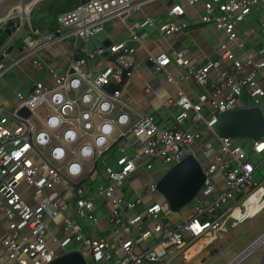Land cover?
Masks as SVG:
<instances>
[{
	"label": "built area",
	"instance_id": "built-area-1",
	"mask_svg": "<svg viewBox=\"0 0 264 264\" xmlns=\"http://www.w3.org/2000/svg\"><path fill=\"white\" fill-rule=\"evenodd\" d=\"M151 1L86 0L59 13L51 31L32 28L22 40L21 55L8 60L12 66L53 47L67 55L68 63L66 69H48L51 86L35 81L27 93H15L12 105H0V264H48L72 251L92 264H179L264 208V176L255 180L264 165L263 135L246 150L236 138L216 131L223 112L258 107L264 116V40L248 46L264 29V0H186L188 7L201 5L188 19H182L186 10L175 2L164 18L145 16L136 28L129 26L130 15ZM255 11L261 16L252 20ZM115 18L133 44L110 40L89 48L104 23ZM197 24L225 35L216 58L195 64L184 48L151 53L153 70L176 86L175 96L163 101L176 112L161 125L148 114L129 125L122 90L144 39L137 29L152 27L165 37ZM68 37L74 48L63 53ZM97 57H103V65L91 70L89 63ZM32 63L41 68L36 57ZM178 81L198 87L194 100ZM144 90L148 94L151 88ZM22 108L30 113L21 115ZM189 153L202 167L203 183L193 205L169 217L158 179L138 189L130 180L150 176L159 164L170 167ZM114 157L111 166L108 159ZM100 218L108 219L107 228H98ZM260 248L257 264H264ZM189 249L194 254L186 258Z\"/></svg>",
	"mask_w": 264,
	"mask_h": 264
},
{
	"label": "crops",
	"instance_id": "crops-1",
	"mask_svg": "<svg viewBox=\"0 0 264 264\" xmlns=\"http://www.w3.org/2000/svg\"><path fill=\"white\" fill-rule=\"evenodd\" d=\"M175 2L178 3L177 0H168V2H165V3H163L162 0H155L147 4H144L142 5L139 12L134 14L132 18L128 19V21L131 20L132 23L129 22L128 24V21H127V24L129 26H132L133 28H136L139 21H141L145 16H151L154 18H164L168 6L171 3H175ZM184 2L185 4L183 7L185 8L187 14L182 19H188L189 17L193 16V12H194L193 9L196 8V10H199L201 5L197 4L195 5L194 8H191L186 5V0H184ZM37 7H38V3L34 6L33 9L35 10ZM161 14H164V15H161ZM39 15L45 16L43 14H31L30 12V20L32 18L39 17ZM13 16H16V15H13ZM260 16H261V12L255 11L254 13L250 14L249 18L253 20V18H259ZM43 18L45 19H43V22L39 26H31V27L34 29L37 28L41 32L51 31L52 29L48 30L47 26L49 24H52L53 22L51 23L48 17H43ZM203 25L205 26L204 28L206 29H209V30L211 28L214 29V32L212 31L213 37H208L207 32H205L207 31L206 29L205 30L199 29V27ZM252 25L254 26V28H257V29L259 28L256 20L252 22ZM123 27L127 32L125 33V35L123 34L124 35L123 37H120L121 33L117 32L114 35V38H111L108 35H105V38L98 44H93L92 47H90V44H87V46L89 48H93L97 45L103 44L105 40H108V43L110 40L111 41L125 40L127 41L128 44H133L128 39L127 28L124 25ZM137 31L140 33H143L144 39L141 41V43H139V45L137 46L136 52L134 53L135 67L133 69V73L129 78L126 79L123 85L122 98H123V101L126 102V105L125 104L123 105V113L127 115L129 125L134 124L138 120L141 114L152 115L155 121L161 125L163 123H167L171 119V116L176 112L175 107H167L163 105V101L165 98L170 97V96H175L176 86L166 81L163 72L154 71L146 65V61L149 60L150 54L156 51H159V50L165 51L168 54H170L172 50L174 49L184 48L187 50L188 54L192 57V60L194 61V63L198 64L199 62H202L204 58L206 57L216 58L218 44L220 40L225 39V35L223 34V32L216 30L214 27L205 25V24H197L195 26L192 25V26H189L183 32L173 33L165 37L159 35L158 32L152 27H147V28L141 29L140 31L137 29ZM27 35H30V32H27V34L24 37H26ZM214 39L216 41H213ZM261 40H264V29L260 31L259 38L254 37L250 40V43L248 44V46L256 48L257 46H259V42ZM73 43H74L73 38H70V37L66 38L63 41V46L65 48L63 53H68L69 51H72L74 48ZM104 56H107L108 59H112V57L109 54H106ZM29 57H32V56H29ZM34 57L37 58L38 62L41 65V68H39L38 66L32 63V58ZM103 57H97L93 59L89 63V68L93 70L95 68H98L99 66H102ZM32 58H31L32 65L31 64L30 65L34 68V71H33L34 76L33 77L28 76V81L23 82L21 86H19L17 89H14L15 91L11 90L10 94H6V95L4 94L5 98L0 93V105H7V106L12 105L15 102V93L16 92L27 93L28 91H30L32 84L35 81H40L45 85L51 86L53 84V78L48 70L49 68L59 69V70L67 68V63H68L67 55L57 54L54 51L53 47H47V48H43V50L41 49L40 51H37ZM9 59H12V58H9ZM25 59L27 60L29 58L28 57L24 58L20 62L25 61ZM20 62H18V64ZM6 67H10V66H6ZM168 69L169 71H171L174 77L177 78V74H176V70L174 69V66L169 65ZM3 74H4V71L0 75V77ZM262 74L264 75V69L262 71ZM260 80L264 84V78L262 79L260 78ZM147 86L151 88V91L148 94H146L144 90V88ZM178 86L187 94V96L191 100H194V94L198 92V87L193 82H179L178 81ZM199 124H197L196 127H198ZM120 142L121 141H118L112 147H116V145L119 144ZM125 143L126 142L123 139V144ZM108 161L110 162L109 164L111 166H115V157L108 159ZM140 178H133V179L131 178L130 180L137 189L143 182H145V181H141ZM132 196L133 194H131V197ZM28 199L30 200V198ZM175 216H176V213L173 217ZM1 219L2 217L0 215V222H2ZM103 222H105L104 228H107L108 219L100 218L99 223H103ZM98 234L102 236H107L109 239H111L108 232L106 231H102V232L100 231L98 232ZM118 254L119 252L115 251V255L117 256ZM185 256H187L186 258H191L193 255L189 256L188 253L186 252ZM234 256L235 254L232 255L228 259L227 262H229ZM183 260H184V257L182 258V261ZM187 262L188 261L180 262L179 264H187Z\"/></svg>",
	"mask_w": 264,
	"mask_h": 264
},
{
	"label": "water",
	"instance_id": "water-1",
	"mask_svg": "<svg viewBox=\"0 0 264 264\" xmlns=\"http://www.w3.org/2000/svg\"><path fill=\"white\" fill-rule=\"evenodd\" d=\"M40 0H0V62L15 49V41L23 32H31L30 12ZM18 12L17 20L6 24L11 14ZM108 44V40L103 42ZM22 51V44L16 48ZM146 65L153 70L152 61ZM8 66V65H7ZM5 67L3 71L6 70ZM69 71H72L71 69ZM21 115L27 116L30 112L26 108L20 109ZM216 131L221 136L248 137L258 140L264 134V116L258 107H243L219 114ZM204 175L201 165L189 153L176 162L158 178L156 189L169 203L172 212H178L197 193L203 183ZM264 236V233L235 255L226 264L241 261L253 245ZM48 264H88L78 251L62 254Z\"/></svg>",
	"mask_w": 264,
	"mask_h": 264
},
{
	"label": "rangeland",
	"instance_id": "rangeland-1",
	"mask_svg": "<svg viewBox=\"0 0 264 264\" xmlns=\"http://www.w3.org/2000/svg\"><path fill=\"white\" fill-rule=\"evenodd\" d=\"M162 1L163 3L168 2V0H162ZM203 1H208V0H203ZM177 2L182 6H184L185 4L184 0H177ZM139 11L140 9L132 13L130 15V18H132V16ZM17 15L18 12L15 11L14 13L11 14V18L9 19L16 18ZM165 16H167V13L165 14ZM43 17L45 16L39 15V17L32 18L30 20L31 26H39L43 22V19H45ZM129 22L132 23L131 20L128 21V24ZM204 27L205 26L203 25L199 27V29L205 30L206 28ZM211 29L210 30L206 29L207 31H205L207 32L208 37H213L212 31L214 32V29L213 28ZM117 32L121 33L120 37H123L125 33H127L123 27V24L120 23L118 19L116 18L111 19L106 23H104V30L96 34L93 37L94 39L92 38L93 40H91L88 44H90V47H92L93 44H98L105 38V35L114 38V35ZM26 34L27 32H23L21 34V36L15 41L14 44L15 49L0 62V71L3 70L8 65L9 58H16L22 53L17 51L16 48L20 45ZM141 37H143V33L141 34ZM213 41L216 40L214 39ZM28 58L29 59L27 60L25 59V61H22L19 64L17 63L8 67L4 71V74L0 77V93L3 95L4 98L6 94L11 93V90L17 89L19 86H21V84H23V82L28 81V76L31 77L34 76L33 75L34 68L31 66L32 57H28ZM198 127L202 129L203 128L202 123H200ZM263 139H264V135H263ZM236 141L238 144H241L246 150H249L250 144L252 142V140L248 137H236ZM251 157L252 160L256 162L257 157L254 156L253 154ZM168 169H169L168 165L159 164L155 168V170L150 172V176H146V174H143L140 179L141 181H148L152 178L158 179ZM263 176H264V165H261L259 167L258 174L255 175V180L259 181ZM192 205L193 202L191 200L187 204H185L180 209V211L186 212V210L190 208ZM174 215L175 212H172L169 214V217H173ZM235 215H239L238 210L235 211ZM104 225L105 222L99 223L98 228L102 229L105 227ZM263 233H264V208L254 217L249 218L244 222L238 224V226L233 228L230 232L225 233L222 236V238H219L218 240L214 241L212 244L202 249L196 256H194L190 261H188L187 264H225L232 255L234 254L236 255L240 253L242 250L248 247V245L252 243L253 240L257 239V237L261 236ZM260 247L261 246H259V248H255V250L251 253V255L244 257L241 261L237 262L236 264H257L263 252V249ZM187 253L189 256H192L194 254V252H192L191 249H189ZM87 260L90 264L91 260L90 259ZM180 261L182 262V259H180ZM9 263L14 264L12 261L6 262V264Z\"/></svg>",
	"mask_w": 264,
	"mask_h": 264
},
{
	"label": "trees",
	"instance_id": "trees-1",
	"mask_svg": "<svg viewBox=\"0 0 264 264\" xmlns=\"http://www.w3.org/2000/svg\"><path fill=\"white\" fill-rule=\"evenodd\" d=\"M86 0H40L38 2V7L34 10L32 9L31 14H46L45 17H48L53 24H49L47 29H53L55 24V18L59 13L72 10L79 4L83 3ZM16 18L8 19L6 24H12ZM42 27V26H41ZM126 81V78L123 80Z\"/></svg>",
	"mask_w": 264,
	"mask_h": 264
},
{
	"label": "bare ground",
	"instance_id": "bare-ground-1",
	"mask_svg": "<svg viewBox=\"0 0 264 264\" xmlns=\"http://www.w3.org/2000/svg\"><path fill=\"white\" fill-rule=\"evenodd\" d=\"M31 29H32V27H31ZM21 44H22V42H21ZM259 246L264 247V236L262 238H260L259 240H257V242L253 245V248L254 249L259 248ZM231 264H236V262H233Z\"/></svg>",
	"mask_w": 264,
	"mask_h": 264
},
{
	"label": "clouds",
	"instance_id": "clouds-1",
	"mask_svg": "<svg viewBox=\"0 0 264 264\" xmlns=\"http://www.w3.org/2000/svg\"><path fill=\"white\" fill-rule=\"evenodd\" d=\"M264 135V134H263Z\"/></svg>",
	"mask_w": 264,
	"mask_h": 264
}]
</instances>
